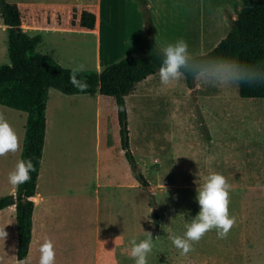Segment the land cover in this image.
I'll use <instances>...</instances> for the list:
<instances>
[{
    "label": "rangeland",
    "instance_id": "rangeland-1",
    "mask_svg": "<svg viewBox=\"0 0 264 264\" xmlns=\"http://www.w3.org/2000/svg\"><path fill=\"white\" fill-rule=\"evenodd\" d=\"M7 1L17 4L23 16L27 10L32 12L35 5L44 4L50 7V1L62 0ZM71 1L81 7L82 3L94 0ZM74 16L77 17V14ZM74 18L73 23L76 19ZM3 27L4 22L0 14V66L11 64L8 30ZM231 28L232 23L225 24L214 38L203 43L196 40L189 52L195 56L210 52L229 34ZM31 35L36 33L31 32ZM37 52L49 55L68 69L84 64L85 70L97 71L96 36L79 32L77 27L68 33L45 34ZM143 54L142 52L134 56ZM106 59L103 48V61ZM195 84L197 86V82ZM197 87L195 92L190 90L186 78L163 90L159 78L151 83L137 84L135 95L146 96V100L129 98L131 150L137 161V169L132 174L129 172L131 168L118 138V124L111 123L113 143L110 151L106 153L104 146H101V157L99 156L96 146L97 119L94 112L80 120V124L86 128V140H79L81 132L78 130V117L73 116L74 112L67 113L68 130L73 133L72 146L59 139L62 131L60 124L66 115L62 108H58V99L66 95L56 89L51 91L50 130L38 191H67L71 197H64L68 200H63L61 207L74 209V219L80 217L81 212L88 216L91 261H94L95 254L102 249L97 242V228L98 224L102 225L105 211L110 209L113 212L119 205L127 211L130 207L137 208L136 223H127L126 226L123 225L120 233H115L116 236H122V242L125 243L123 247L118 248L117 259H120L121 264H133L130 256L132 239L142 241L148 238L147 232H150L154 245L152 252L157 250L159 245L157 234L145 216L149 210L146 202L152 205L150 191L155 192L152 187H163L159 183L160 180L182 186V189L171 190L169 194L182 203L181 207L189 211L183 217V220H187L186 225H189L195 218L194 210L200 209L196 200L197 188L204 183L207 176L219 173L231 185L229 214L236 218L235 226L222 241L229 245L231 252L239 250L243 253V258L237 264H264V99L242 98L240 85L236 84L215 87L200 83ZM0 113L4 114L20 140L17 153L0 157L1 198L13 194L17 188L9 183L8 176L21 159L27 114L3 105H0ZM63 144L69 147L66 149ZM63 155L67 156L64 160L61 158ZM138 171L150 182V189L129 190L117 187V184L129 175L133 178L135 176L142 185ZM99 181L102 187L97 186ZM167 204L166 202L161 205L165 209ZM212 234L210 231L202 239L207 245V253ZM214 234L217 235V232ZM103 236L101 232V238ZM197 259L184 258L179 264H199L196 263ZM205 259L209 260L208 255ZM147 260L148 264H154L151 253Z\"/></svg>",
    "mask_w": 264,
    "mask_h": 264
},
{
    "label": "crops",
    "instance_id": "crops-1",
    "mask_svg": "<svg viewBox=\"0 0 264 264\" xmlns=\"http://www.w3.org/2000/svg\"><path fill=\"white\" fill-rule=\"evenodd\" d=\"M49 5L51 6L46 7L44 4L35 5L32 12L27 10L22 16L24 30L32 37L41 35L42 40L39 45L44 41L45 34L68 33L73 31L74 27H77L79 32L94 34L96 36L97 72H102L105 68L126 57H130V55L134 56L144 52L145 39L147 37L146 10L149 11L155 39L161 49L169 44H175L181 39L186 41L189 49H192L196 40L201 43L206 42L207 39L214 38V35L223 29V25L236 21L242 8V0H94L93 2L82 3L81 7L71 0H62L60 2L50 1ZM86 9L96 15L97 20L94 30H87L79 24L81 14ZM74 14H77V17ZM73 18L75 23L72 21ZM5 27L7 28L6 25L3 28ZM31 32L33 34L36 33V35H31ZM103 48L107 57L105 61H103ZM121 52L125 54H121ZM156 78H159L158 73L149 76L140 83H151ZM136 86L126 97L128 123L129 98L132 100L134 98L146 100V96L135 95ZM52 90L54 89L50 90L47 104L46 140L39 179L45 165L48 145L51 116L50 94ZM196 90H198L197 86ZM58 100V108H62L63 113L66 115L63 118V123L60 124L62 131L59 139L61 141H65L70 146L73 144V133L71 134L68 130L67 113L74 112L73 116L78 117V130L81 132L79 140L84 141L86 140L87 132L82 123L80 124V120L89 115L90 112H94L97 119L96 146L98 154L100 153L99 156L101 157V146H104L106 153L111 149L113 143L110 132L111 123L118 124V138L121 145L118 108L115 99L112 101V97L103 96L98 92L66 95V97H59ZM63 145L66 149L69 147L68 145ZM131 145L130 136V148ZM64 157L67 158L66 155L61 158L64 160ZM127 162L129 163L128 160ZM129 166L131 168L130 170L128 169L129 172L131 174L134 173L135 170L130 163ZM141 175L143 174L141 173ZM144 178L147 184L142 183L141 185L135 176L133 178L129 175L117 184V187L129 190H142V188L148 190L152 186L145 176ZM140 182H142L141 178ZM159 183L163 187H152L155 190L154 193L150 191L152 205L146 202L149 210L145 214L148 218V223L151 224L150 227L155 230L157 237H159L158 249L151 252L154 257V264H179L183 262L182 259H191L193 257L198 258L196 263L199 264H237L243 258V253H240L239 250L233 252L229 250V245L223 243L222 239H219L214 234L216 230H212L213 234L209 240L208 253L205 250L206 243L201 240L195 244L194 251H191L186 256L181 255L180 250L173 245L170 237L184 236L187 220H183V217L189 211L181 207L182 203L173 199L169 193L171 190L182 189V186H176V183L162 180ZM97 186L102 187L100 181ZM15 191L16 189L13 193ZM70 195L67 191L65 193H40L37 184V194L33 198L35 208L32 241L29 255L24 261L17 259L16 208L12 206L0 211V230H5L7 233L6 238L0 237V264H22V262L23 264H39V249L46 240H51L54 245L56 252L55 264H92L91 262L93 264H116L118 262L121 264L120 259H117L118 248L123 247L125 243L122 242V236H116L115 233H120L123 230V225L126 226L127 223L132 221L136 223L137 208L130 207L129 211H127L122 208V205H119L113 212L110 209L105 211L102 225L99 226L98 224L97 228V242L102 249L99 250L98 254H95L94 261H91L88 216L83 215V212H81L80 217L78 216V218L74 219V209L61 207L63 200H68L64 197H71ZM80 195H84V193H80ZM169 195L170 197H167ZM137 196L138 194H136V202L138 201ZM166 202L168 203L167 208L164 209L161 204ZM199 211L200 209L194 210V217ZM101 232L104 234L102 238ZM117 237L121 238L115 242ZM207 255L209 260L205 259ZM225 257L227 259H224ZM131 263L135 264V261L132 259Z\"/></svg>",
    "mask_w": 264,
    "mask_h": 264
},
{
    "label": "trees",
    "instance_id": "trees-1",
    "mask_svg": "<svg viewBox=\"0 0 264 264\" xmlns=\"http://www.w3.org/2000/svg\"><path fill=\"white\" fill-rule=\"evenodd\" d=\"M147 37L144 54L127 57L105 68L102 72L87 71L78 75L88 85L79 91L70 82L71 69L58 64L52 57L37 52L41 35L30 36L23 28L22 15L16 4L0 0V14L8 30L10 65L0 66V105L27 114L25 139L21 159H32L35 171L30 180L19 185L15 193L0 198V211L15 206L17 217V259L24 261L29 255L33 235V214L37 184L45 148L47 130V104L51 89L65 95L100 93L115 99L118 108L121 145L134 170L136 159L130 148V131L126 97L134 86L159 73L163 61L162 49L156 42L152 20L146 10ZM96 15L83 11L80 26L87 30L96 27ZM201 59L224 58L264 71V0H242L238 19L232 23L229 34L210 52L198 55ZM193 92L196 84L186 77ZM240 96L245 99H264V82L249 86L240 83ZM200 118L205 126L204 118ZM20 159V160H21ZM143 184H147L141 175ZM26 200V203L24 201Z\"/></svg>",
    "mask_w": 264,
    "mask_h": 264
},
{
    "label": "clouds",
    "instance_id": "clouds-1",
    "mask_svg": "<svg viewBox=\"0 0 264 264\" xmlns=\"http://www.w3.org/2000/svg\"><path fill=\"white\" fill-rule=\"evenodd\" d=\"M162 55L163 61L158 73L162 90L173 86L187 76H191L194 82H197V86L204 83L215 87H226L233 84L239 85L242 82L252 86L264 82V71L256 67L224 58H198L189 52L188 44L183 39L164 47ZM84 71V64L71 69L70 82L79 91H86L88 87L86 82L78 79V75ZM19 149L20 140L16 131L4 114L0 113V157H6L9 153L15 154ZM32 171H35L32 159H21L17 162L15 169L9 173L8 181L13 187H18L30 180ZM230 191L231 185L219 173L207 176L204 183L197 188L196 200L200 211L186 226L183 237H170L181 255L186 256L194 251L193 245L199 243L212 230H216L219 239L227 238L236 224V218L229 214ZM147 235L148 238L142 241L137 242L136 239L130 241V256L135 264H148L147 257L154 245L152 233L147 232ZM0 237H7L5 230H0ZM120 238L117 237L115 242ZM39 252V264H55L56 252L51 240H46L40 246Z\"/></svg>",
    "mask_w": 264,
    "mask_h": 264
},
{
    "label": "water",
    "instance_id": "water-1",
    "mask_svg": "<svg viewBox=\"0 0 264 264\" xmlns=\"http://www.w3.org/2000/svg\"><path fill=\"white\" fill-rule=\"evenodd\" d=\"M137 175H138V177L141 178V173H140V171L137 172ZM24 203H26V200L24 201Z\"/></svg>",
    "mask_w": 264,
    "mask_h": 264
}]
</instances>
